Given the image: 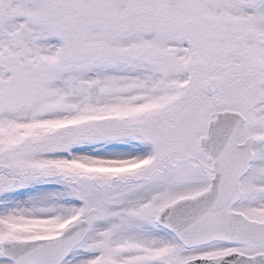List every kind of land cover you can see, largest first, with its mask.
I'll return each mask as SVG.
<instances>
[{"label":"snow or ice","instance_id":"6c2138e0","mask_svg":"<svg viewBox=\"0 0 264 264\" xmlns=\"http://www.w3.org/2000/svg\"><path fill=\"white\" fill-rule=\"evenodd\" d=\"M0 264H264V0H0Z\"/></svg>","mask_w":264,"mask_h":264}]
</instances>
